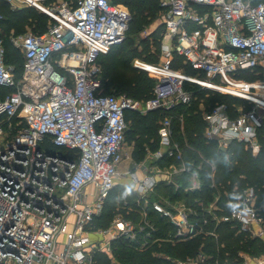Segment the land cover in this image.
<instances>
[{
	"label": "built area",
	"instance_id": "2783aa9c",
	"mask_svg": "<svg viewBox=\"0 0 264 264\" xmlns=\"http://www.w3.org/2000/svg\"><path fill=\"white\" fill-rule=\"evenodd\" d=\"M5 1L13 8L40 7L57 21L42 33L12 35L24 59L19 78L6 62L0 35V86L11 89L0 98V264H96L95 254L111 256L116 239H128L140 250L196 237L205 243L217 240L221 222L264 249V202L256 188H243L236 200L228 197L225 213L217 204L215 165L202 154V160H187L186 149L171 135L170 117L161 123L158 147H147L144 159L135 161L128 150L126 111L139 110V102L104 94L98 61L125 38L131 20L125 5ZM160 6L163 62L155 67L158 78L144 111L191 104L194 91L186 81L235 95L217 89L232 85L250 94L242 98L263 105L251 96L264 97V0H161ZM175 55L197 74L172 68ZM246 73L261 79L250 81ZM235 110L234 116L226 103L213 107L205 116L204 139L221 150L243 142L257 154L256 107ZM128 160L135 161V171L126 172L135 187L120 195L108 227L95 226L116 185L117 168ZM209 170L206 184L202 172ZM183 176L184 183L173 179ZM167 186L199 194L168 202L157 196ZM243 252L236 253V263L224 264H264V253ZM211 258L201 246L195 257L172 260L208 264Z\"/></svg>",
	"mask_w": 264,
	"mask_h": 264
},
{
	"label": "trees",
	"instance_id": "16d2710c",
	"mask_svg": "<svg viewBox=\"0 0 264 264\" xmlns=\"http://www.w3.org/2000/svg\"><path fill=\"white\" fill-rule=\"evenodd\" d=\"M125 5L131 14V20L124 40L119 48L113 53H103L99 56L101 65L102 92L104 94H127L138 99L150 98L155 82L145 70L137 69L132 65L134 58H141L149 63H156L161 53L163 39V26L160 25L154 33L152 43L148 39L140 41L141 49L135 45V37L161 14V0H113ZM0 35L4 39L6 62L15 67V76L19 78L22 73L23 55L14 47L12 35L25 33L28 27L34 29V33L45 32L49 27V16L38 11L33 6H20L13 8L7 1L0 0ZM117 45V44H116ZM114 45V46H116ZM113 46V47H114ZM188 74H197L196 70L184 63L180 55H175L172 68L182 69ZM203 76V74H200ZM250 81L259 76L251 73L244 75ZM10 88L0 86V98L10 92ZM194 91V100L191 104H177L169 110L162 111L171 118V135L177 139L186 149L187 160H202L200 154L209 159L215 165L214 180L219 190L229 195V198L236 200L243 188L253 186L258 191L259 198L264 202V119L257 129V139L260 150L253 154L243 142L232 141L226 150L218 148L216 142H207L204 139L207 121L205 119L208 111L217 104L226 103L232 115H237L233 102L242 103L245 110L250 109L252 102L225 95L219 91L203 89L197 86ZM203 99V101H201ZM203 108H202V107ZM160 110H152L146 114L134 110L126 111L128 129L126 131L127 142L132 145L133 158L135 161L144 159L146 144L153 139L151 148L158 147V131ZM161 126V124H160ZM186 143L191 147H186ZM194 147V148H193ZM68 154H73L69 151ZM210 170L202 172L206 184L209 183ZM182 182L186 178H181ZM122 185H117L106 200L103 211L95 219V226L106 228L114 217L115 209L120 202ZM121 192V193H120ZM207 193L204 186L202 194ZM120 194V195H119ZM196 193L187 195L179 192V197L191 199ZM199 194V193H198ZM196 194V195H198ZM119 195V197H118ZM201 195V194H200ZM221 206L225 207L224 195H222ZM228 198V197H227ZM217 240L209 239L203 243L201 237L189 241H182L176 244L164 242L162 250L170 253L165 254L170 259L158 256L155 252L160 250L157 244L150 248L140 250L134 243L125 238L112 241V254L118 261L112 262L111 257L104 253L95 254L96 264H175L172 259H184L186 256H195L202 246L206 253L212 258L208 264H216L215 260L224 264L226 262H237L236 253L245 250L252 254L264 252L259 241L249 239L244 233H237L236 229L229 223L221 222L217 226Z\"/></svg>",
	"mask_w": 264,
	"mask_h": 264
},
{
	"label": "rangeland",
	"instance_id": "374dc122",
	"mask_svg": "<svg viewBox=\"0 0 264 264\" xmlns=\"http://www.w3.org/2000/svg\"><path fill=\"white\" fill-rule=\"evenodd\" d=\"M53 1L54 0H43L42 1V3H44V5H50V4H52L53 3ZM35 7V6H34ZM35 8H37L38 9V11H40V12H42V13H45L44 12V10L42 9V8H40V7H35ZM47 15V14H46ZM49 18H50V20H49V22H48V24L49 25H51V24H54V23H56V18L55 17H52V16H49ZM160 25H159V18L157 17V18H155L153 21H151V23L145 28V30H142L140 33H138V35L135 37V45H137V47H138V49H141L142 47H141V45H140V41H142V39H148L149 41H150V43H152V41H153V39H154V33H155V31L157 30V28L159 27ZM26 32H35L34 31V29H32V28H30V27H28L26 30H25ZM162 42V41H161ZM120 45L121 44H117L116 46H114V47H111L106 53H108V52H114L117 48H119L120 47ZM136 60H139V63L136 65L135 63H136ZM162 62H163V60H162V57H161V53H160V55H159V60L156 62V63H149V62H146V61H144V60H142L141 58H134L133 60H132V65L135 67V68H137V69H142V70H145L147 73H148V75L154 80V81H156L157 80V78H158V76L155 74V73H157V71H158V69H156L155 67H160L161 65H162ZM136 65V66H135ZM182 72L183 73H186V74H188L186 71H185V68L183 67L182 69ZM189 75V74H188ZM258 79H261V77H259ZM200 86V84H198V83H196V82H190V81H186L185 82V87H187V88H189V89H191V90H195V88L197 87V86ZM228 87H230V85L228 86ZM228 87H224L223 89L225 90L226 88L228 89ZM233 88H235L234 86H232ZM201 88H203V89H210V88H204V87H201ZM226 89V90H227ZM215 90V89H214ZM228 90H230V89H228ZM239 90H241V89H239ZM218 91V90H217ZM244 91V90H243ZM220 92V91H219ZM221 93H223V94H225V95H229V96H231V97H234V98H238V99H242V100H245V101H250V100H247V99H245V98H242V97H247L246 95H250V94H248L247 92L246 93H244L243 95L242 94H240V93H235V95L234 94H229V93H226V92H223V91H221ZM115 95H117V96H119V95H121V94H115ZM127 95V94H126ZM238 95V96H237ZM129 96V95H128ZM239 96H241V97H239ZM131 97V96H130ZM132 98H134V99H136L138 102H139V110H136L137 112H139V113H142V114H146V113H148V112H150V111H147V110H145L144 111V109H145V102L147 101V99H148V97L147 98H145V99H143V100H141V99H138V98H135V97H132ZM196 98V97H195ZM194 97H193V100L195 99ZM256 99V98H255ZM259 99H262V98H259ZM201 101H203V99H201ZM257 101V100H256ZM239 101H237V102H233V107L234 108H242V110H244L245 108H244V105H242V103L240 102V103H238ZM257 102H259V101H257ZM260 103V102H259ZM263 105H260V104H256V103H254L253 101H252V106H254V107H256V111H257V114H258V117L261 119V121H263V119H264V103H262ZM251 106V107H252ZM202 107V106H201ZM203 108V107H202ZM141 110H143V111H141ZM158 110H160L161 112H159V127H160V124L164 121V119L166 118V117H168L169 115H165V114H163V112L162 111H164L165 109H158ZM212 110V109H211ZM211 110L210 111H208V113H210L211 112ZM159 129V128H158ZM158 134H159V132H158ZM158 139H159V135H158ZM152 141H153V139H151L150 140V142H149V144L148 143H145L147 146H146V148H145V151H146V153H147V147L149 148V149H151V150H153L152 148H151V143H152ZM127 144H128V146H129V151L131 152V155L133 156V150H134V148L132 147V149L130 148L132 145H130L128 142H127ZM131 156V157H132ZM144 156H146V154L144 155ZM134 160L132 161V160H128L127 162H125V163H123L122 165H119L118 166V171H119V176L116 178V185L115 186H117V185H121L122 184V186L124 187L121 191H122V193H123V191H125V190H130L132 187L134 188L135 187V185H134V183L130 180V175H126V172L127 171H131V170H133V167H134ZM184 178H185V176H183ZM179 178V177H178ZM173 179L176 181V182H181V179L179 178V179H177V177H173ZM210 180V179H209ZM205 181V180H204ZM182 183H184V182H182ZM205 183H207V182H205ZM179 192L180 191H176V188H173V187H170V186H167V187H161V188H159V191L157 192V196L160 198V199H163V200H167L168 202H175V201H177V203L178 202H181V200H182V197H179L180 195H178L179 194ZM121 193V192H120ZM120 195V194H119ZM119 195H118V197H119ZM222 195H224V198L226 197V200H224L225 202H224V204L226 205V203H228L229 202V200H228V198L227 197H229V195H228V193L226 192L225 194H223L220 190H219V188L217 189V204H218V206H221V200H222ZM113 219H111V221H112ZM110 221V222H111ZM95 238H97V237H95ZM191 240V239H190ZM186 241H189V240H186ZM164 246V244L163 245H158V247H160V250L159 251H156L155 253L157 254V255H162V256H164L165 254H169L170 255V253H168V252H166V251H164V250H162L161 248ZM201 247V246H200ZM199 247V248H200ZM240 251H244L243 253H245V252H247V251H245V250H240ZM249 253V256H251V257H253V256H257V255H262L264 252H262V253H260V254H252V253H250V252H248ZM111 260H112V262H114V261H118L117 259L118 258H116L115 257V255H113L112 253H111ZM192 257H195V256H186V258L185 259H187V258H192Z\"/></svg>",
	"mask_w": 264,
	"mask_h": 264
},
{
	"label": "bare ground",
	"instance_id": "6f19581e",
	"mask_svg": "<svg viewBox=\"0 0 264 264\" xmlns=\"http://www.w3.org/2000/svg\"><path fill=\"white\" fill-rule=\"evenodd\" d=\"M208 83V82H207ZM215 84H213V83H211V84H209V86H211V87H213ZM228 87V86H227ZM224 87L222 86H220L219 88H217V89H222V90H224L223 89ZM227 89V88H226ZM224 90V91H228V89H230V90H232L234 93H240V94H244V93H246V91H243V90H239V89H236V88H233L232 87V85H230V87H228V89L227 90ZM246 96H248V95H246ZM255 101L257 100V101H259L260 103H264V97H258V96H256V95H252L251 96ZM256 98V99H255ZM259 98H262V99H259Z\"/></svg>",
	"mask_w": 264,
	"mask_h": 264
},
{
	"label": "crops",
	"instance_id": "0c3cea01",
	"mask_svg": "<svg viewBox=\"0 0 264 264\" xmlns=\"http://www.w3.org/2000/svg\"><path fill=\"white\" fill-rule=\"evenodd\" d=\"M131 149H132V146H131ZM131 171H135V170H134V167H133V170H131ZM137 172L140 173L139 171H137ZM140 175H141V173H140ZM121 185H122V184H121Z\"/></svg>",
	"mask_w": 264,
	"mask_h": 264
}]
</instances>
